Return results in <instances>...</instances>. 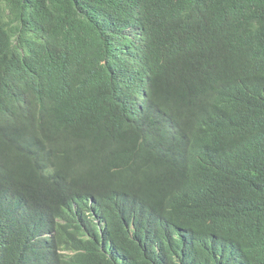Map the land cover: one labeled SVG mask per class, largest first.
<instances>
[{"label":"trees","instance_id":"16d2710c","mask_svg":"<svg viewBox=\"0 0 264 264\" xmlns=\"http://www.w3.org/2000/svg\"><path fill=\"white\" fill-rule=\"evenodd\" d=\"M74 205L169 238L161 264L210 235L264 264V0H0V264H59L32 235Z\"/></svg>","mask_w":264,"mask_h":264},{"label":"clouds","instance_id":"9594fccd","mask_svg":"<svg viewBox=\"0 0 264 264\" xmlns=\"http://www.w3.org/2000/svg\"><path fill=\"white\" fill-rule=\"evenodd\" d=\"M12 91L16 92L13 89ZM14 140H15L14 136L9 138L8 140L9 144L16 147L17 149H20L21 143L14 142ZM51 166L52 165L47 166L46 169H48ZM219 181H221L219 178L212 179L209 182H207L206 185L210 189H215L220 184ZM44 201L51 210L50 203L46 199H44ZM67 220H68V224L66 227L67 234L63 242H58L55 240L56 243H54L53 241V239L56 236V231L60 230L65 225V221L62 219H56L54 221L55 228L52 229L51 231L45 232L44 234L41 233V235L39 233L38 234L35 233L37 236H39L40 243H45L43 252L47 255L48 258H50V260H53L55 262L58 261L59 264H68L65 259V254H68L72 250V244L78 238L82 239V247H81L82 253L79 255L77 259L73 258L72 260L73 264H82V263L102 264L105 262L108 264H112V263L117 264L114 261L111 263V261L107 259L105 251L108 252L111 249L109 246L105 248V251L101 249L102 242L106 243V245H112L117 238L121 240V242H123L125 246H127L126 242L129 243L131 245L132 250L135 253H139V256L138 254H136V256H130L126 252L118 248V252L122 254L123 257V263L121 264H129L128 259H133L135 261L141 259L142 261L149 264H161L159 259L167 253L169 246L172 244L169 241V238H165L162 236L156 237L154 235H150V239H149L146 237V235H140L135 227V218L130 219L131 221H124V220L121 221L124 224L134 225V229L130 231L132 235H130L129 232L121 228V222L113 224L112 229L107 233L104 230L105 225L103 221L97 215L92 214L89 211L85 212L83 209L78 207V205H74L73 212L71 213V215ZM91 220L93 224H98V222H100L104 225L100 227V230H102L103 232L101 234V237L98 236L94 225H91ZM80 229L90 230L91 231L90 238L86 239L85 232H82ZM35 234L32 235L34 238H35L34 236ZM121 236L125 238L126 242L122 241ZM138 236H141V238H139ZM205 240H207V242L211 246V250L206 251L207 259H208L207 263H209L213 259L212 264H220L227 260L228 261L225 264H228L235 260H238L242 256V254L246 252L245 249L240 247L237 241H232L231 239L222 236L219 237L216 235L215 236L210 235L209 237H206ZM34 243L38 244L36 243L35 239H34ZM148 245H151L150 250L152 252L149 254L146 253V250L148 249ZM89 246L93 250H96V252H92ZM215 249L217 250V252L222 249H229L230 252L223 260V258L217 257V252L215 254ZM154 250L156 256H154ZM207 263H203V264H207Z\"/></svg>","mask_w":264,"mask_h":264},{"label":"bare ground","instance_id":"6f19581e","mask_svg":"<svg viewBox=\"0 0 264 264\" xmlns=\"http://www.w3.org/2000/svg\"><path fill=\"white\" fill-rule=\"evenodd\" d=\"M147 98V97H146ZM41 170V169H40ZM120 205H122L123 207H124V210H125V213L127 212V210H128V207L127 206H125L124 204H122V203H120ZM130 211L132 212V210L130 209ZM127 214V213H126ZM92 219H94V218H92ZM131 221V220H130ZM91 225H94V227L96 228V231H97V233H98V235H99V237H101V234L103 233L102 232V230H100V227L101 226H104L102 223H100V222H98V224H93L92 223V220H91ZM82 232H85V238L86 239H89L90 238V230H84V229H80ZM35 231V230H34ZM35 234V233H34ZM35 236V240H36V243H40V241H39V236H37L36 234L34 235ZM93 241V240H92ZM81 247H82V239H80V238H78V239H76L75 241H74V243L72 244V250L68 253V254H65V257H67L68 258V260L71 258V257H73L74 255H76V254H81L82 253V249H81ZM90 247V246H89ZM107 246H105L104 245V242H102L101 243V249L103 250V251H105V248H106ZM105 253L107 254V255H110L109 253H110V250L107 252V251H105ZM111 256V255H110ZM69 264H73V262H70Z\"/></svg>","mask_w":264,"mask_h":264}]
</instances>
